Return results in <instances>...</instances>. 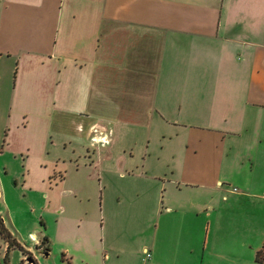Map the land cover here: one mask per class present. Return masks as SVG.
Listing matches in <instances>:
<instances>
[{
  "label": "crops",
  "instance_id": "0c3cea01",
  "mask_svg": "<svg viewBox=\"0 0 264 264\" xmlns=\"http://www.w3.org/2000/svg\"><path fill=\"white\" fill-rule=\"evenodd\" d=\"M2 59L15 71L6 118L26 135L8 146L26 154L25 185L47 193L54 213L65 212V197L67 210L85 206L77 224L86 238L73 247L96 254L109 246L119 258L125 241L93 213L101 206L90 191L107 185L92 138L112 142L106 159L116 169L120 157L148 154L161 123L174 141L162 168L137 173L148 179L158 220L143 260L155 264L157 240L170 232L187 240L192 215L205 251L262 262L264 0H0ZM99 126L106 132L92 137ZM71 168L92 170L69 184ZM3 240L10 264L18 247Z\"/></svg>",
  "mask_w": 264,
  "mask_h": 264
},
{
  "label": "rangeland",
  "instance_id": "374dc122",
  "mask_svg": "<svg viewBox=\"0 0 264 264\" xmlns=\"http://www.w3.org/2000/svg\"><path fill=\"white\" fill-rule=\"evenodd\" d=\"M8 62L6 59L0 61V72L3 74L0 82L7 76L6 83L0 87V216L9 230L14 233L20 242H23L25 250L27 252L31 251V254H33L25 257L26 254L23 250L13 248L8 257L9 263L91 264V262H98L99 264H150L143 260V256H145L143 248L147 246L151 250L154 249L152 245L155 240L154 225L158 220L151 218L154 203L152 200L153 192L149 188L146 190L148 183L145 180L148 179L139 177L137 173L162 168L160 162L165 154V149H167V144L169 146L174 141L171 142L167 136L166 142L163 136L166 130L160 125L161 123L158 126H153L150 130L148 148H146L145 143L137 146L138 149L142 147V151L146 148L148 154H144L143 157L137 156L131 160H126L125 156L120 157L117 159L116 169H113V160H107L106 157L109 151H112V142L109 140L106 144L104 143L106 141L103 142L102 139H98L97 142L93 141L95 144L92 145V149H98L101 152L100 155L105 157L100 168L103 181L107 185L104 190L100 188L96 193L94 188L91 189V203H93L95 209L101 206V209L94 210L93 213L96 214L100 222L105 221L110 233L111 231L114 232L117 237L125 241H120L121 252L119 258H117L118 253L114 252L109 246H105L106 249L96 254H90L75 248L72 245L74 242L76 244L81 243L86 238L81 232L83 230L82 225L81 227L78 226V224H82L80 219L85 218V206L83 208V206L78 207L76 204L71 205L70 203H75L71 200L72 202H69L70 208L74 206L72 210L79 212L74 213L70 209L67 210L66 205H68L70 199L65 197L63 202V207H66L65 212L54 213L56 212L54 209H47L46 207L49 206L47 193L30 189L25 185L27 180L25 175H27L28 168L26 154H23L20 149L17 150L11 145L8 146L9 142L19 143L25 141L22 138L26 135L24 131L18 130L15 126L10 128L6 118L9 115L15 75L13 68L9 70L10 63ZM38 127L39 125L34 123L31 129L34 130ZM102 130L106 132L101 126H99V129L94 128L91 132L92 137L103 133L100 132ZM110 131L111 129H108V133L112 135L113 133ZM8 133L10 134L7 135ZM7 137L9 138L8 142ZM116 147L118 151H122L124 147L130 148L129 145L121 144ZM81 162L84 164L83 160ZM90 170L92 169L87 168L80 171V175L71 168L67 182L72 184L74 181H81L85 174L90 173ZM86 192L88 193L89 190ZM102 192L105 193V206L101 197ZM78 196L83 199L85 197L82 192ZM87 206L89 207L90 204ZM104 217L105 220L103 221ZM109 217L113 221L111 225ZM192 217L191 215V222L189 221L188 224L187 240L181 236L178 237L177 234H172L170 231L168 233L170 232L171 235H166L165 238L157 240L156 251L159 252V257L155 264H264V262H257L255 259L248 260L239 256L223 255L218 251H212V249L205 251L203 242H199V224L195 222L197 219ZM72 219H75L73 222L76 224L69 227L66 222H72L70 221ZM244 224V222L239 223V226ZM236 225L238 223L234 224V226ZM45 238H48V244L43 243ZM230 240H237V238ZM29 247H32V249ZM191 247H194V250ZM5 253V241L0 236V264H7Z\"/></svg>",
  "mask_w": 264,
  "mask_h": 264
},
{
  "label": "trees",
  "instance_id": "16d2710c",
  "mask_svg": "<svg viewBox=\"0 0 264 264\" xmlns=\"http://www.w3.org/2000/svg\"><path fill=\"white\" fill-rule=\"evenodd\" d=\"M0 235L3 239L6 240V242L8 243V247L9 249L12 247H18L21 250H23V252L25 254H29V252H27L24 248L23 245H21V243L17 240V238L14 237L13 233L9 230V228L6 226L4 220L2 219V217L0 216ZM45 241H47V238H45ZM30 255V254H29ZM7 258V257H6ZM258 261H264V249L261 250L258 253Z\"/></svg>",
  "mask_w": 264,
  "mask_h": 264
},
{
  "label": "built area",
  "instance_id": "2783aa9c",
  "mask_svg": "<svg viewBox=\"0 0 264 264\" xmlns=\"http://www.w3.org/2000/svg\"><path fill=\"white\" fill-rule=\"evenodd\" d=\"M104 139H105V138H104ZM93 140H94L95 142H97L98 138H97V137H93ZM104 141H106V140H103V142H104ZM147 256L150 257V253H147Z\"/></svg>",
  "mask_w": 264,
  "mask_h": 264
}]
</instances>
